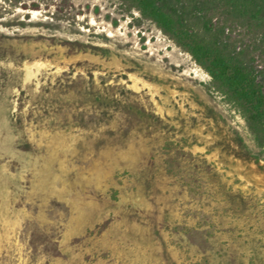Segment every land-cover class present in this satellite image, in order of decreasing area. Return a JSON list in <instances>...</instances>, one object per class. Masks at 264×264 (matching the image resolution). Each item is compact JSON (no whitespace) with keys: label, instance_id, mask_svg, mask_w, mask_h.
<instances>
[{"label":"rangeland","instance_id":"1","mask_svg":"<svg viewBox=\"0 0 264 264\" xmlns=\"http://www.w3.org/2000/svg\"><path fill=\"white\" fill-rule=\"evenodd\" d=\"M249 10L0 0V264H264V150L152 18L264 68Z\"/></svg>","mask_w":264,"mask_h":264},{"label":"trees","instance_id":"2","mask_svg":"<svg viewBox=\"0 0 264 264\" xmlns=\"http://www.w3.org/2000/svg\"><path fill=\"white\" fill-rule=\"evenodd\" d=\"M242 3L249 6L257 26L264 28V0H242ZM156 14L152 18L206 69L212 77L214 90L238 109L258 147L264 150V68L256 64V50L247 51L241 47L237 51L236 46L230 47L219 39L206 42L187 32L181 22L168 14ZM262 42L264 37L259 47Z\"/></svg>","mask_w":264,"mask_h":264}]
</instances>
